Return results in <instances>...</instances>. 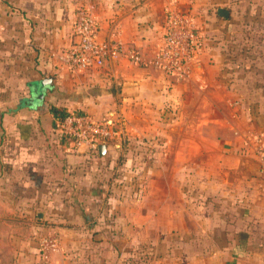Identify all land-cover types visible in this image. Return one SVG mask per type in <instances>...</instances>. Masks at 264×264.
<instances>
[{
    "label": "crops",
    "instance_id": "obj_1",
    "mask_svg": "<svg viewBox=\"0 0 264 264\" xmlns=\"http://www.w3.org/2000/svg\"><path fill=\"white\" fill-rule=\"evenodd\" d=\"M229 1L0 0V264H133V249L144 241L150 263L191 240L195 229L181 218L192 194L238 202L228 209L239 221L231 235L210 229L218 243L200 244L197 259L223 264L227 253L262 264L264 33L257 42L247 34L246 60H237ZM79 6L96 16L99 40L119 39L146 57L161 40L166 9L189 13L200 36L190 74L177 78L124 57L85 70L59 68L49 52L73 41ZM45 78L51 81L42 87ZM54 108L117 120L121 139L147 140V191L104 190L102 172L118 142L88 155L56 129ZM172 231L181 236L173 239ZM46 232L58 234L59 248L42 257Z\"/></svg>",
    "mask_w": 264,
    "mask_h": 264
},
{
    "label": "built area",
    "instance_id": "obj_2",
    "mask_svg": "<svg viewBox=\"0 0 264 264\" xmlns=\"http://www.w3.org/2000/svg\"><path fill=\"white\" fill-rule=\"evenodd\" d=\"M98 23L90 7L79 6L73 14V41L67 47L49 52L50 58L61 69L85 70L101 66L106 59L126 58L133 64L152 65L165 74L185 78L191 72L200 49V36L194 18L175 7H168L162 37L150 57L134 47H126L119 39L99 40ZM56 129L73 146L83 148L90 156L98 154V146L106 147L121 139V128L117 120L95 119L87 113L67 111L58 117ZM264 169V149L261 154ZM59 248L58 234L48 232L40 239V252L46 257L49 251Z\"/></svg>",
    "mask_w": 264,
    "mask_h": 264
},
{
    "label": "rangeland",
    "instance_id": "obj_3",
    "mask_svg": "<svg viewBox=\"0 0 264 264\" xmlns=\"http://www.w3.org/2000/svg\"><path fill=\"white\" fill-rule=\"evenodd\" d=\"M229 2V8L236 17L234 26V32L236 33L234 45L235 56L237 60L242 62L246 60V56H244L245 54L243 52L247 51V34H251L250 37L252 42H257L261 37L260 33H264V0H230ZM247 24L250 26L249 29L247 28ZM117 142L119 151L114 154L113 163L106 168L105 172H102V181L106 182L104 190L117 192V190L121 189V185H124L122 189L127 192H146L148 189L147 175L149 174L148 159L150 158L148 151L145 149L147 140L143 139L138 141L137 139H129L126 137ZM188 174L192 176L195 172L189 169ZM92 189L94 192H97L99 187L95 184ZM202 197L203 198L199 199L200 197L197 198L195 194L194 196L193 194L190 195L187 201L189 207H187L189 209L188 215L181 218L182 225L195 229L191 231V235L188 237L191 238V240H186L182 245L183 247L180 249L166 248L161 250L160 254L155 255L156 259H154V261L153 258H150V263L147 261L148 253L146 248L148 244L144 241L140 244V247L133 249L134 252L139 254V256L135 258L133 264H183L179 262V254H182L186 264H212L211 260L206 263L202 262L201 259H197L196 253L201 250L199 245L205 243H218V241H210V236L208 235H210L209 232L212 228L216 231L215 235L218 234L220 237L231 235L230 230L232 225L234 223V225L238 224L239 221L235 219V215L231 214V212L229 215L228 209H236L238 207V202L232 206V202L223 199L214 200L211 198L212 196L210 194ZM217 210V216H213L212 214H215ZM200 213L204 215L201 216L199 215ZM220 220H223L222 224L219 222ZM229 221L232 222L229 223ZM220 224L223 226L221 227ZM140 235L141 237H147L146 233H140ZM170 235H172L173 239L174 237L181 236V234L176 231H172ZM206 250L208 252H213L214 250H219V248L208 247ZM224 255L231 260L225 261L223 264H247V255L234 259L227 253H224ZM144 256H146V259L143 258ZM161 256H163V259L166 258L167 261L163 259L162 261H158L157 257ZM4 259V262H6L7 257H4ZM124 262V264H131L126 260H124ZM262 264H264V261Z\"/></svg>",
    "mask_w": 264,
    "mask_h": 264
},
{
    "label": "water",
    "instance_id": "obj_4",
    "mask_svg": "<svg viewBox=\"0 0 264 264\" xmlns=\"http://www.w3.org/2000/svg\"><path fill=\"white\" fill-rule=\"evenodd\" d=\"M181 12L185 13V11H181ZM217 13H218V15H220L221 17H224V18H227L229 16V10L226 9V8H224V7H218L217 8ZM50 81H51L50 78L43 79L41 81V86L42 87H45L46 84H49L50 83ZM126 84H128V83H126ZM105 148H106V146L104 144H100L98 146V152H99V154H101V155L104 154ZM252 167H253V171L257 172V165L254 164Z\"/></svg>",
    "mask_w": 264,
    "mask_h": 264
},
{
    "label": "trees",
    "instance_id": "obj_5",
    "mask_svg": "<svg viewBox=\"0 0 264 264\" xmlns=\"http://www.w3.org/2000/svg\"><path fill=\"white\" fill-rule=\"evenodd\" d=\"M53 112L57 115V117H62L66 113L62 110H57L56 108L53 109Z\"/></svg>",
    "mask_w": 264,
    "mask_h": 264
}]
</instances>
